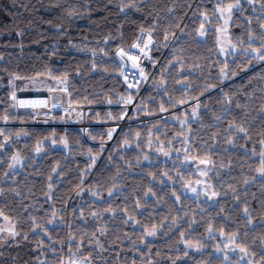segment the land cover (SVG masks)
I'll return each instance as SVG.
<instances>
[{"label": "trees", "instance_id": "16d2710c", "mask_svg": "<svg viewBox=\"0 0 264 264\" xmlns=\"http://www.w3.org/2000/svg\"><path fill=\"white\" fill-rule=\"evenodd\" d=\"M214 8V0H0V129L4 130L0 142L5 135L27 133L25 141L15 143L25 159L22 170L8 168L14 148L0 152L6 160L0 164V209L20 233V244L4 250L0 260L59 264L65 222L74 238L71 248L97 264H248L247 257L264 264V60L245 51L249 36L257 38L252 47H259L264 13L241 3L243 11L234 12L229 32L237 51L224 58L218 49ZM205 16L213 27L202 39L199 30ZM141 30L161 45L154 48L159 67L134 103L141 106L139 118L146 122L121 128L113 146L104 145L102 153L100 145L111 141L105 127L91 128L84 136L79 129L23 125L30 115L14 108L12 95L24 79L49 77L48 71L56 77L68 74L74 102L113 105L91 112L89 122L123 121L132 91L123 84L111 57L120 47H130ZM166 34L168 42L175 37L169 49L162 47ZM100 49L109 55L97 56L93 70L92 50ZM162 69H169L163 77ZM15 76L20 83H12ZM162 78L166 93L157 90ZM196 99L198 119L189 122L184 134L194 156L208 161L216 193L213 201L187 194L179 183L185 172L178 162H148L144 156L150 132L159 124L155 135L166 141L182 131L179 124L164 122L162 115L181 114L178 108ZM161 106L166 110L161 112ZM128 117L134 118L133 110ZM52 138L65 140L68 148L48 146L41 156H33L39 144ZM126 141L137 145L127 149ZM89 149L100 160L81 185L76 169L87 166ZM53 168H64L65 182L53 185L49 200L48 176L54 175ZM81 187L84 192L77 196ZM89 190L99 197H92ZM109 190L119 194L109 197ZM53 213L61 224L50 228ZM37 226L48 236L34 233ZM153 230L155 239L149 240L147 232ZM224 240L233 242L241 255L216 254L217 244ZM185 242L199 246L200 252L187 258Z\"/></svg>", "mask_w": 264, "mask_h": 264}, {"label": "rangeland", "instance_id": "374dc122", "mask_svg": "<svg viewBox=\"0 0 264 264\" xmlns=\"http://www.w3.org/2000/svg\"><path fill=\"white\" fill-rule=\"evenodd\" d=\"M214 2H215V8H219V7H226L228 3H235V0H233L231 2L224 0L223 4H219L217 2V0H214ZM242 2L247 3V0H240V6H241ZM251 7L252 8H256V7L261 8V6L255 0H254V3L251 5ZM233 14H234V12L231 14V19H229V14L227 12H225L222 15L220 12L217 11L215 16H214L215 21L218 24V26L216 28L217 32H218V37H217L218 49H219L220 55L223 56L224 58H226L229 55V52L232 53V52L237 51V48L232 44V42L230 40V36H229L230 25H231V22L233 19ZM217 17H219V19H217ZM226 20L228 21L227 24H225ZM207 21H208L209 27L206 26L205 28L208 29V28L213 27L212 22L209 21L208 18H207ZM206 36H207V32H206L205 36L201 37V38L205 39ZM174 39H175V37L173 36L172 38H170L169 42L167 41V43H166L167 47H165L166 49H169L174 44ZM122 48H125V47H122ZM221 48H224L225 51L221 52L220 51ZM161 54H163V53H161ZM15 77H16L15 79L13 77L12 83L13 84H15V82L20 83L21 81H19V78L17 76H15ZM55 84H56V80L51 79L49 77L30 78V79H24L21 87H35V88L47 87V88H50V87L55 86ZM130 93H131V101L132 102L131 103L126 102V105L128 106L127 108H129V106H131V107L129 108L130 111L127 109V113H125V115H124L123 120H125V121L124 122L121 121L120 123H111V124H108L106 126L107 133L112 131V138L110 139L111 141L104 143V145L106 147H107L108 143H109V147L113 146V144H111L112 140L115 138L117 132L121 128H123L124 126H129V125L134 124V123L143 124L147 120V119H140L139 118V116H141V113H140L141 112V106L134 104V101L140 100V97H141L140 94H138V92H133V91L129 92V94ZM129 94H128V96H129ZM127 100H128V97H127ZM197 103H198V99H196L194 101L191 100V101L187 102L185 105L179 107L178 109H180V110H178V109L177 110L180 111L179 113H181V114H177V113L170 114L171 112L170 113L165 112L162 115V120L164 122L168 121L169 123L179 124V127L182 131L176 133L174 138L171 139L170 141H166L164 139H161L157 135H155V132L161 127V125L159 124L157 127H155L157 129L150 132V141L146 145V153L144 154V156L148 157V159H147L148 162H152V161H154V159L170 161L172 163L178 162L179 164H181L180 166L183 169L182 171L185 172L184 177H182L180 179L179 183L183 185L187 194L201 198L203 200L213 201V200H215L216 193L213 190V187L211 184L210 172H209L210 168L208 167V163H206V164L200 163L201 160L207 161V159L196 158L194 156V154L191 151L190 145L187 143L188 139L185 138V134H184V132L186 131V127L189 124V122L190 121H196L198 119L199 108L198 109L196 108ZM191 104H193V105L191 106ZM132 110L134 112V118L133 119L128 117L129 113ZM194 110L197 113V115L195 117H193L191 115V113ZM181 120L187 121V123L182 126L179 123V121H181ZM120 124H121V126H120ZM1 136H3V135H1ZM26 139H27V133L24 131L12 134L10 136H7V135L3 136L2 141L4 142L6 140L7 143H6V148L3 150L2 153H5L8 149L14 148L15 152L13 155H16L18 153V149L15 148V143L25 141ZM52 140L56 141L55 145L51 144ZM185 140H186V142H185ZM136 143L128 142L126 144V148L127 149L133 148L134 145L135 146L137 145ZM39 146H41V152L39 154H37L36 149H35L32 153L33 156H35V157H39L43 153H45L48 146L52 149L65 150V148L63 147V144L61 143V140L60 139L58 140L55 138L46 140L43 143L39 144ZM164 152H167L168 155L165 156ZM19 156H20V153H19ZM186 157H187V159H186ZM20 158H21L22 163H21V165L16 166L15 171L22 170L25 159L22 156H20ZM99 160H100V158L97 159V162ZM10 163H11V159H10ZM202 173H206V174H202ZM193 188L196 189V192L192 191ZM213 193H215V195H213ZM11 223L14 224L12 221H11ZM60 224H61V218H59L58 216H54L52 223H50L49 226H50V228H55L56 226H58ZM65 225H67L66 228H67L68 233L66 232V228H64L61 241L64 240L65 234H67L68 241L71 238V236H70V234H71L70 224L64 222V226ZM8 227H10V225L3 219L2 216H0V229H4V228H8ZM34 229H35L34 233L40 232L41 235L48 236L45 229H41V227H39V226L35 227ZM15 231H16V226H15ZM0 235L7 237L6 241L0 242V255H2L5 252L4 250L12 249V248H14L20 244V242L18 240L19 235L16 236L14 239L12 237H10L6 231L0 232ZM148 239L153 240V239H155V236H149ZM69 246L71 248V243H69ZM183 246L187 252V256H186L187 258L189 256L188 255L189 253L198 254L200 252L199 246L189 244L187 242H185L183 244ZM215 253L216 254H223L225 257L231 253L232 254L237 253V254L241 255L233 242L225 241V240L222 241L221 243L217 244ZM245 261L248 264H255L253 262L252 258L247 257V258H245Z\"/></svg>", "mask_w": 264, "mask_h": 264}, {"label": "snow or ice", "instance_id": "6c2138e0", "mask_svg": "<svg viewBox=\"0 0 264 264\" xmlns=\"http://www.w3.org/2000/svg\"><path fill=\"white\" fill-rule=\"evenodd\" d=\"M217 2L219 4H223L224 0H217ZM247 3L251 6L254 3V0H247ZM135 5H132L131 7H134ZM261 12L264 13V3H261ZM220 12L222 15L227 12L229 14V19H231V14L233 12H242L243 9L240 6V0H235V3H228L226 7H219V8H214L213 12ZM217 19H219V17H217ZM257 19H260V17H258ZM207 22V16H205V20L201 23L200 25V30H199V36L200 37H204L207 29L205 28V23ZM227 20L225 21V24H227ZM250 22V21H249ZM261 28L264 29V24L261 25ZM168 35L166 34L164 36L165 41L168 40ZM204 43H207V41H204ZM254 43H257V38L255 37H251L249 36L248 39V44H249V49L245 50L248 54L252 55L253 59H258V60H264V30L261 31L260 33V38H259V47H252V45ZM105 44L107 45L108 42L105 41ZM75 47V46H74ZM161 47V45H155L153 43V38L151 33L147 34V39H145V33L143 30H141V35L137 38V42L133 43L131 45V47L129 49H124V48H119L116 51L115 56L111 57L113 63L116 64V68L119 71V75L123 77L125 83H127L128 88H139V85L142 81L147 79V76L145 74V70L143 67H141V56H143L144 59L146 60H150L152 61L153 64H155L156 62L154 60H152V57L149 55V52L152 51L154 48H158ZM162 47H167V44L162 45ZM221 52H224L225 49L221 48L220 49ZM103 54V56H108L109 53L107 51H105L104 49H100V52H97L95 50H92V69L95 70L97 67V63H99V61H97L96 57L99 56L100 54ZM229 54H231V52H229ZM2 59V58H0ZM130 62V64H129ZM170 67H174V65H172L170 63ZM225 67H227V64L225 62ZM129 69H135L137 71L135 72H129ZM169 69H162L161 70V76L163 77L164 73L167 72ZM104 71H107V69H104ZM131 74V80L135 81V83L130 82L129 81V75ZM47 75L53 79L56 80V84L53 87H50L48 89L49 92H55V91H61L64 93H67L70 95L69 93V80H68V74L65 73L63 75V77H56L52 71H48ZM191 75V73H190ZM221 75L224 76L225 78L227 77V73L224 72V70H221ZM16 77H14L15 79ZM154 85L156 84L155 81H153ZM157 86V90L161 91L162 93H166L167 92V88L165 87L164 84V80L163 78L160 80L159 84L156 85ZM184 88H190L191 85L189 84H184L183 85ZM12 99L15 100V93H13L12 95ZM123 102V101H122ZM127 103H131V93L128 96V100L126 101ZM19 104L21 106H37L39 105H44L46 106L47 102L46 101H33V102H25V101H19ZM53 108H60L62 107V105L60 104H53L52 105ZM200 107L199 104L196 105V108L198 109ZM166 109H164L163 106H161L160 111L163 112ZM191 115L193 117H195L197 115L196 111L194 110ZM7 116L4 117L5 120H7ZM219 119V118H218ZM179 123L183 126L187 123V121L181 120L179 121ZM240 132H243L244 129L241 128L239 129ZM4 130L0 129V134H3ZM108 137L109 139L112 138V131H110L108 133ZM186 142V141H185ZM6 140L4 142H0V152H3V150L6 148ZM61 143L63 144V147L65 149L68 148V144L65 140H62ZM231 143V142H229ZM51 144L55 145L56 141L52 140ZM125 144H127V141L125 142ZM104 151V144L102 143L99 147V152L102 153ZM41 152V146H37L36 148V153L39 154ZM92 150L89 149L88 150V164L87 166L83 169V171H81L79 168L76 169V172L80 178V184L83 185L85 183V177L92 175V167L96 165L97 162V156H94L91 154ZM164 155L167 156L168 153L164 152ZM109 160L112 159L111 155H109L108 157ZM145 159H148V157H145ZM187 159V157H186ZM261 159H262V164H264V153H261ZM6 163V160L4 159L3 156H0V164H4ZM22 161L21 158L19 156V153H17L16 155H13L11 157V163L8 164V168L10 171H15L16 166L17 165H21ZM201 164H206L208 163V161L205 160H201L200 161ZM67 167V165H65V168ZM71 170V169H69ZM261 172L264 173V168L261 169ZM52 174H50L48 176V180L50 181L48 188H49V194L47 199H52V196L54 195V193L52 192V187L53 185H62L65 181L63 179L64 177V168H53L52 169ZM202 174H206V173H202ZM5 175H7V173H5ZM69 183L71 182V180L69 179L68 181ZM91 196L92 197H99V193L96 191H91ZM193 192H196V189H192ZM0 192H2V190H0ZM84 192V189L81 187L80 191L77 192V196H80L81 193ZM119 194V190H109L108 191V196L109 197H113L114 195H118ZM147 195V194H146ZM213 195H215V193H213ZM47 202V200H46ZM73 211H76V209L74 208ZM0 216L3 217V219L10 225V227L8 228H4V229H0V232H7L8 235L10 237H12L13 239L20 235V233L15 231V225L11 223L10 219L8 216L4 215L3 210L0 209ZM53 216H55V213H53ZM93 216H95V213H93ZM127 223V221H125ZM49 223H52V221H50ZM35 231V229H34ZM148 236H155L156 235V231H150L147 232ZM25 239H27V236L24 237ZM74 238H70V240L68 241V243H71L72 240ZM7 237L0 235V242L6 241ZM54 251V249H53ZM241 252H244V249H240ZM43 264V262H42ZM62 264V262H61ZM69 264H78V261H76L75 259H70L69 260Z\"/></svg>", "mask_w": 264, "mask_h": 264}, {"label": "built area", "instance_id": "2783aa9c", "mask_svg": "<svg viewBox=\"0 0 264 264\" xmlns=\"http://www.w3.org/2000/svg\"><path fill=\"white\" fill-rule=\"evenodd\" d=\"M145 33V39H147V34L149 33L146 30H143ZM141 35V31L139 32L137 38ZM137 38L135 42H137ZM153 38V37H152ZM134 42V43H135ZM154 43V40H153ZM131 47V46H130ZM129 47V48H130ZM122 48V47H121ZM124 48V49H129ZM149 55L152 57L156 63L153 64L152 61L146 60L141 56V67L144 68L147 79L142 81L139 85V88H128L127 83H125L123 77L121 76V80L126 88L130 91L138 92L141 94L150 84L151 78L153 74L159 67L160 57L155 54L154 49L149 52ZM130 64V62H129ZM135 69H129V72H135ZM129 81L135 83V81L131 80V74L129 75ZM49 88H35V87H21L15 89V100L14 108L20 112H28L30 115V120L24 123V126L32 127V128H45V129H79L84 136L87 135V132L91 128H100L105 127L108 124L101 123H91L89 122V115L91 112L101 109V108H110L113 105L106 103H95L89 100H84L82 102H74L71 99V94H67L61 91L49 92ZM70 93V86H69ZM19 101L25 102H33V101H46V106L37 105V106H21ZM136 101H134L135 103ZM60 104L62 107L53 108V104ZM128 107V106H127ZM131 106H129L130 108ZM127 108L129 111L130 109ZM125 120H123L124 122ZM121 126V124H120ZM109 147V143L107 144ZM1 190V188H0ZM3 200V193L0 192V205ZM65 225L64 228H66ZM67 232V228H66ZM68 233V232H67ZM58 250L61 254V261L59 264H69L70 259H75L78 261V264H97L92 258L88 256H83L77 253L73 248H70L67 234H65L64 240L58 244ZM0 264H28L23 260L11 259V260H0ZM138 264H150V263H138Z\"/></svg>", "mask_w": 264, "mask_h": 264}]
</instances>
